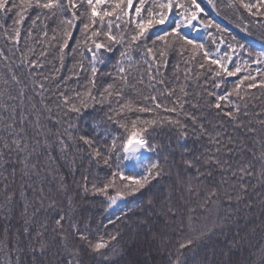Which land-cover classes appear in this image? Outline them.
Masks as SVG:
<instances>
[{
  "label": "snow or ice",
  "instance_id": "obj_1",
  "mask_svg": "<svg viewBox=\"0 0 264 264\" xmlns=\"http://www.w3.org/2000/svg\"><path fill=\"white\" fill-rule=\"evenodd\" d=\"M208 7L264 42V0H0V264H264V51Z\"/></svg>",
  "mask_w": 264,
  "mask_h": 264
},
{
  "label": "trees",
  "instance_id": "obj_2",
  "mask_svg": "<svg viewBox=\"0 0 264 264\" xmlns=\"http://www.w3.org/2000/svg\"><path fill=\"white\" fill-rule=\"evenodd\" d=\"M227 0H218V3L221 4V6L223 5V3H226ZM208 11V15L214 19V17L212 16V14H216V12L214 10H212L210 7H208L207 9ZM224 11L227 13V15L229 17H231V19H225L222 15L217 17L221 20L222 23L221 26L226 28L228 31L226 33H224V37L225 39L230 38L229 37V33L232 36H235L236 39L244 44L246 47H250L253 48L255 51H264V42L259 41L255 36L249 35V33L243 31L240 27L237 26V24L239 23V21L237 20L236 16H234L232 14V12L228 9H224ZM243 11V10H241ZM244 16L247 18V20H251V17L247 16V13H244ZM215 20V19H214ZM246 20V22H247ZM216 21V20H215ZM217 22V21H216ZM251 27L255 28V25H252ZM185 31L188 32L189 36H191L193 39L196 40H203L207 45L211 46V41L210 38L207 37V33L201 28L199 30H189L186 29ZM209 31H213L214 29H209ZM3 45V41H0V46ZM35 47V54H30V58H37L39 56L40 51L42 50V48L47 47V45L44 44H40V43H36L34 44ZM221 51L226 50V44L225 45H221ZM21 48L23 49V41L21 42ZM51 51V50H50ZM54 55V53H53ZM53 55H49L46 59L44 68L39 70V73L43 76H47L50 75L52 73L55 72V67H59V61L57 59H53ZM17 62H19V53H17V57H16ZM178 58L173 59V63L177 62ZM73 58L71 56V54L67 55L65 58V65L63 67V69H61L59 75L60 76H67L70 75L69 69L72 67L73 64ZM112 63V60L109 59L107 64L102 66V70H111L110 65ZM180 63V68H181V78L183 77V69L185 68V65L182 61H179ZM53 65H55V67H53ZM254 67V66H253ZM5 69L3 68V65L0 64V73L4 72ZM171 71V64L169 66V72ZM197 71L196 67L193 66V72ZM83 76V74H82ZM38 79L40 78V76L38 75L37 77ZM75 79V77L73 78ZM230 80L234 79V78H229ZM229 87H231V84H229ZM39 90V89H37ZM254 92H257V90H253ZM257 95H259V93L257 92ZM259 103V100H257V104ZM258 110V109H257ZM161 115H168L167 113H163L162 111H160ZM144 116V118H150V114H142ZM151 154H147L146 156H149ZM145 163H147V160H145ZM127 171L131 172L132 168L127 166ZM136 171H139V169H136Z\"/></svg>",
  "mask_w": 264,
  "mask_h": 264
},
{
  "label": "rangeland",
  "instance_id": "obj_3",
  "mask_svg": "<svg viewBox=\"0 0 264 264\" xmlns=\"http://www.w3.org/2000/svg\"><path fill=\"white\" fill-rule=\"evenodd\" d=\"M148 153H145V156L147 155ZM128 166H130L131 167V165H128Z\"/></svg>",
  "mask_w": 264,
  "mask_h": 264
}]
</instances>
